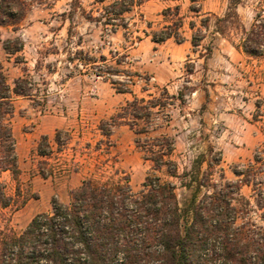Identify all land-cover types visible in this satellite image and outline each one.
Here are the masks:
<instances>
[{"label": "rangeland", "instance_id": "374dc122", "mask_svg": "<svg viewBox=\"0 0 264 264\" xmlns=\"http://www.w3.org/2000/svg\"><path fill=\"white\" fill-rule=\"evenodd\" d=\"M29 2L17 28L0 26V61L8 83L13 87L17 78H26L31 88V95L14 97L11 125L20 174L17 180L8 171L0 174L14 199L8 207L0 204V254L4 240L19 235L37 214L50 213L54 200L69 204L70 192L87 178H127L135 192L142 189L152 167L135 143V132L119 123L113 127L110 143L99 128L134 95L149 99L163 88L171 95L183 93L182 100L168 98V105L154 114L149 132L141 135L143 140L161 133L175 139L172 157L179 176L165 169L157 174L175 184L181 206L191 197L201 198L212 183L235 181L234 166L254 164L257 150L264 161V54L250 56L237 47L243 28H250L264 0H242L237 6L240 27L231 26L225 35L215 33L213 16L207 28L201 18L209 13L223 16L231 0H200L202 15L198 16L190 11L189 0H149L139 9L142 17L137 9L130 14L136 24L131 28L140 37L135 40L126 38L123 28L114 33L96 21L104 4L98 0ZM177 4L184 41H152L144 31L167 24L171 17L163 11ZM194 31L204 35L196 47L191 43ZM14 38H21L24 47L10 56L3 43ZM116 51L127 54L121 68L140 74L132 77L133 84L128 75L100 72L109 70L100 55L106 56L108 66L114 65ZM82 58H91L92 63L86 66ZM112 80L127 84L131 93L119 92ZM57 130L64 131L59 147ZM42 136L53 145L48 156L38 151ZM217 154L221 161L207 179V159ZM261 162L254 165L263 168ZM42 170L51 174L44 177ZM199 181L205 186L197 190ZM240 193L250 201L251 211L237 223L250 220L264 226V210L256 206L252 186H242Z\"/></svg>", "mask_w": 264, "mask_h": 264}, {"label": "trees", "instance_id": "16d2710c", "mask_svg": "<svg viewBox=\"0 0 264 264\" xmlns=\"http://www.w3.org/2000/svg\"><path fill=\"white\" fill-rule=\"evenodd\" d=\"M105 1L98 0L104 4L96 21L114 33L123 28L128 39H140L134 34L137 30L131 28V24H136L131 21L130 14L137 9L135 12L142 17L139 9L149 0ZM241 1L231 0L223 16L209 13L201 18V23L207 28L213 16L215 33L222 35L227 34L231 26L240 27L237 6ZM189 2L190 11L202 15L200 0ZM29 7V0H0V26L17 28ZM163 14L171 20L160 29L150 33L145 30L144 33L156 43L170 38L184 41L180 5L165 8ZM190 28H196L195 21L190 22ZM203 37L194 31L192 45L198 46ZM23 47L21 38L6 39L3 43L4 51L10 56L21 53ZM237 47L250 56L264 54V2L250 28H243ZM125 57L126 53L114 52L115 64L108 66L106 56L100 55V61L109 69L100 72L112 77L128 75L127 81L133 84L132 77L140 74L121 68L126 63ZM82 61L86 66L92 63L91 58H82ZM29 83L26 78H17L12 87L0 61V174L8 171L15 180L20 169L11 125L14 97L31 95V88H27ZM112 83L118 84L119 92L131 93L127 84L118 80H112ZM176 97L182 100V91L175 96L169 94L167 88L149 99L134 95L121 105L118 112L100 122V131L109 142L113 127L119 123L127 124L135 132V143L143 149L145 159L152 167V173L145 177L140 191L135 192L127 178L85 179L70 192L69 204L54 200L50 213L37 214L19 235L4 240L0 264H264V226L250 220L237 223L239 218H247L251 211L250 201L240 193L244 185L252 186L255 204L264 210V161L259 150L254 160L255 163L262 161L263 168L255 163L236 164L233 168L237 177L235 181H227L221 186L212 183L211 190L201 198L191 197L182 206L175 184L157 174L165 169L169 175L179 176L177 163L172 157L175 139L161 133L143 140L141 135L149 132L154 114L168 105L167 99ZM62 133L63 130H57L55 134L58 147L62 145ZM38 151L42 156L53 152L47 136H42ZM204 161L201 159V164ZM220 161V154L207 159V179L213 174V166ZM50 174L42 170L44 177ZM203 186L199 181L197 190ZM13 201L0 179V204L8 207Z\"/></svg>", "mask_w": 264, "mask_h": 264}]
</instances>
